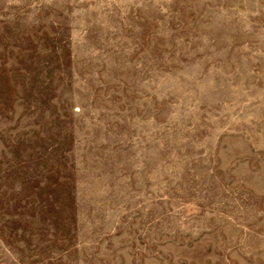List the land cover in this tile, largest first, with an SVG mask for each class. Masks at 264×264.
Listing matches in <instances>:
<instances>
[{"label":"rangeland","instance_id":"rangeland-1","mask_svg":"<svg viewBox=\"0 0 264 264\" xmlns=\"http://www.w3.org/2000/svg\"><path fill=\"white\" fill-rule=\"evenodd\" d=\"M0 264H264V0H0Z\"/></svg>","mask_w":264,"mask_h":264}]
</instances>
